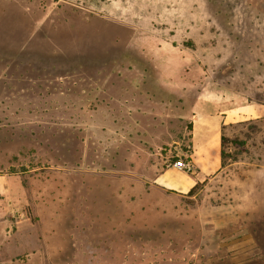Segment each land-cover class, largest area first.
Segmentation results:
<instances>
[{
    "label": "rangeland",
    "instance_id": "rangeland-1",
    "mask_svg": "<svg viewBox=\"0 0 264 264\" xmlns=\"http://www.w3.org/2000/svg\"><path fill=\"white\" fill-rule=\"evenodd\" d=\"M209 100L264 107V0H0V264H264V117L153 183Z\"/></svg>",
    "mask_w": 264,
    "mask_h": 264
},
{
    "label": "crops",
    "instance_id": "crops-1",
    "mask_svg": "<svg viewBox=\"0 0 264 264\" xmlns=\"http://www.w3.org/2000/svg\"><path fill=\"white\" fill-rule=\"evenodd\" d=\"M246 109L258 114L246 118L240 112L242 110V113H245ZM262 117H264V107L261 105L231 107L221 106L210 100L197 105L192 116L190 131L189 158L194 166L193 171L188 173L176 167L164 168L154 177L153 183L166 190L186 195L198 182L213 178L221 171L222 128L241 123L246 119Z\"/></svg>",
    "mask_w": 264,
    "mask_h": 264
},
{
    "label": "trees",
    "instance_id": "trees-1",
    "mask_svg": "<svg viewBox=\"0 0 264 264\" xmlns=\"http://www.w3.org/2000/svg\"><path fill=\"white\" fill-rule=\"evenodd\" d=\"M225 127L222 128V130L224 129ZM223 132V131H222ZM227 141L226 137L223 135L222 133V136H221V142H222V150H221V157H222V161H223V158H224V151H223V145L225 144V142ZM183 152L186 153V156H183V161L188 163L189 166L191 167V171L188 172V173H191L193 171V164L189 158V154L191 152V149H183ZM178 161V159H174L173 162H176ZM201 184L198 182L192 189H190L188 191V193L186 194L187 196H191L193 195V193L195 192V190L200 186Z\"/></svg>",
    "mask_w": 264,
    "mask_h": 264
},
{
    "label": "built area",
    "instance_id": "built-area-1",
    "mask_svg": "<svg viewBox=\"0 0 264 264\" xmlns=\"http://www.w3.org/2000/svg\"><path fill=\"white\" fill-rule=\"evenodd\" d=\"M171 166L176 167V168L183 170L185 172L191 171V167L189 166V164L184 162L183 160H178L176 162H173Z\"/></svg>",
    "mask_w": 264,
    "mask_h": 264
}]
</instances>
